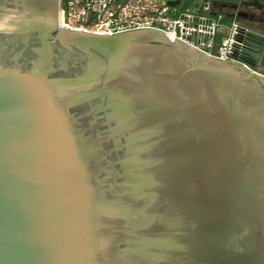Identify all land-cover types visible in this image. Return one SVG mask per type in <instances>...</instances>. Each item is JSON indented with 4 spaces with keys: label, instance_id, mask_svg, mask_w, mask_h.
<instances>
[{
    "label": "water",
    "instance_id": "water-1",
    "mask_svg": "<svg viewBox=\"0 0 264 264\" xmlns=\"http://www.w3.org/2000/svg\"><path fill=\"white\" fill-rule=\"evenodd\" d=\"M60 8L0 0V264H264V33L250 72Z\"/></svg>",
    "mask_w": 264,
    "mask_h": 264
},
{
    "label": "built area",
    "instance_id": "built-area-1",
    "mask_svg": "<svg viewBox=\"0 0 264 264\" xmlns=\"http://www.w3.org/2000/svg\"><path fill=\"white\" fill-rule=\"evenodd\" d=\"M181 0H61L63 27L92 34L151 28L160 30L208 57L243 63L239 55L247 48L250 28L235 20V13H219L214 0H190L177 11ZM228 20V24L224 23ZM218 35V36H217Z\"/></svg>",
    "mask_w": 264,
    "mask_h": 264
},
{
    "label": "rangeland",
    "instance_id": "rangeland-1",
    "mask_svg": "<svg viewBox=\"0 0 264 264\" xmlns=\"http://www.w3.org/2000/svg\"><path fill=\"white\" fill-rule=\"evenodd\" d=\"M244 1V0H243ZM264 1V0H263ZM213 8L218 11L219 13L227 14V13H235L236 16L235 20L238 23L244 24L252 30L257 32L264 33V23L259 22L253 18L252 14L254 11L252 8L246 7L242 5V2L239 0L229 1V0H214ZM190 0H181L180 3L177 5V11H183L187 7H189ZM225 24H228V20H224ZM218 36V35H217Z\"/></svg>",
    "mask_w": 264,
    "mask_h": 264
},
{
    "label": "flooded vegetation",
    "instance_id": "flooded-vegetation-1",
    "mask_svg": "<svg viewBox=\"0 0 264 264\" xmlns=\"http://www.w3.org/2000/svg\"><path fill=\"white\" fill-rule=\"evenodd\" d=\"M229 1H234V0H229ZM239 1H243V0H239ZM244 1H251V0H244ZM260 3H263V8L261 9H257L255 7H249L252 8L254 11V14H252L253 18H255L256 20H259V22L264 23V1L263 0H259Z\"/></svg>",
    "mask_w": 264,
    "mask_h": 264
},
{
    "label": "crops",
    "instance_id": "crops-1",
    "mask_svg": "<svg viewBox=\"0 0 264 264\" xmlns=\"http://www.w3.org/2000/svg\"><path fill=\"white\" fill-rule=\"evenodd\" d=\"M213 6H214V3H213ZM244 25V24H243ZM246 26V25H245ZM247 27V26H246ZM249 28V27H248Z\"/></svg>",
    "mask_w": 264,
    "mask_h": 264
}]
</instances>
